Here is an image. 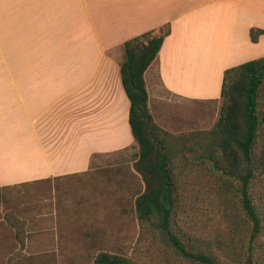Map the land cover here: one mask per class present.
Masks as SVG:
<instances>
[{
	"label": "crops",
	"instance_id": "1",
	"mask_svg": "<svg viewBox=\"0 0 264 264\" xmlns=\"http://www.w3.org/2000/svg\"><path fill=\"white\" fill-rule=\"evenodd\" d=\"M45 5V17L33 13L40 22L41 56L25 68L19 58L9 72L6 63L0 67V237L13 247L18 243L19 253L41 251L47 240L67 251L69 243L84 239L79 235L102 233L101 199L93 193L89 201L80 198L87 185L74 180L95 172L98 158L130 152L132 169L141 177L134 169L139 146L121 79L125 42L170 27L145 81L156 124L174 136L182 132L157 120L168 118L163 107H217L225 72L264 58V33L255 43L251 38V29L264 30V0H46ZM22 187L45 188L47 196L4 210V199Z\"/></svg>",
	"mask_w": 264,
	"mask_h": 264
},
{
	"label": "rangeland",
	"instance_id": "2",
	"mask_svg": "<svg viewBox=\"0 0 264 264\" xmlns=\"http://www.w3.org/2000/svg\"><path fill=\"white\" fill-rule=\"evenodd\" d=\"M45 3L46 0H0V67L6 63V72L14 68L15 59H21L25 68L31 58L41 56L38 48L40 22L36 15L45 17L48 9ZM222 105L221 100L217 107L196 105L188 111L187 107L179 110L168 103L163 113L169 119L160 120L157 116V120L166 129L182 132L176 136L167 132L169 136H166L171 156L174 150L177 152L174 163L180 194L176 218L181 231L189 233L196 240V247L215 255L220 264H246L244 255H247L251 226L243 217L233 193L236 183L199 159L202 155L199 143L208 138L219 120ZM132 159L130 152L103 156L94 161L95 172L74 178L80 186L87 185L80 198L89 201L86 197L93 193L96 201L101 199L100 235H79L84 239L69 243L67 251L56 250L57 244L47 240L42 242L41 251L27 250V253L18 252L17 242L13 247V243L8 244L0 237V264H93L101 252L122 255L135 264H195L176 253L151 225L145 223L141 230L134 209L144 183L133 171ZM46 192L45 188L38 187L17 189L10 195L11 199H4V210L10 208L11 203L42 200ZM259 192L264 218L262 182ZM258 244L259 255L261 253L264 261V233Z\"/></svg>",
	"mask_w": 264,
	"mask_h": 264
},
{
	"label": "trees",
	"instance_id": "3",
	"mask_svg": "<svg viewBox=\"0 0 264 264\" xmlns=\"http://www.w3.org/2000/svg\"><path fill=\"white\" fill-rule=\"evenodd\" d=\"M171 33L165 26L124 44L121 79L130 100V125L139 146L134 169L144 189L137 194L135 212L143 230L145 223L156 229L163 240L185 260L195 264H220L218 258L196 247L189 233L177 223L179 188L176 166L166 143V131L150 112L145 73L157 58ZM264 30L251 29L255 43ZM222 108L214 128L199 143L202 155L216 172L233 180L239 209L250 227L246 264H264L258 241L264 233L262 198L264 184V58L228 69L222 87ZM2 188L0 187V205ZM93 264H135L129 258L101 252Z\"/></svg>",
	"mask_w": 264,
	"mask_h": 264
}]
</instances>
